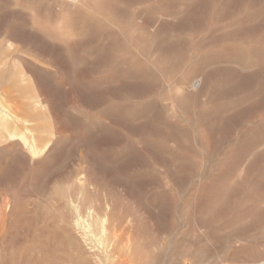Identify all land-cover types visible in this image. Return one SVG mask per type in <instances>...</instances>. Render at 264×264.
Masks as SVG:
<instances>
[{
  "label": "rangeland",
  "instance_id": "374dc122",
  "mask_svg": "<svg viewBox=\"0 0 264 264\" xmlns=\"http://www.w3.org/2000/svg\"><path fill=\"white\" fill-rule=\"evenodd\" d=\"M0 264H264V0H0Z\"/></svg>",
  "mask_w": 264,
  "mask_h": 264
},
{
  "label": "bare ground",
  "instance_id": "6f19581e",
  "mask_svg": "<svg viewBox=\"0 0 264 264\" xmlns=\"http://www.w3.org/2000/svg\"><path fill=\"white\" fill-rule=\"evenodd\" d=\"M1 106L4 108V112H3V114H16V113H14L8 106H6V105H4V104H1ZM8 119H6L5 120V122L6 123H8ZM3 126V125H2ZM4 127V126H3ZM7 132V134H6V137H7V139H13V138H15V137H19V138H21V140H23L24 142H28V140H30V137H29V135L28 134H25V133H23V134H21V135H17V133H15V132H9V131H6ZM44 138H42V136L40 137V139L39 140H43ZM46 146H47V144L45 145V144H43V146L42 147H38L37 146V144H31V150H30V152H31V154L33 155V156H37V155H39L43 150H45L46 149Z\"/></svg>",
  "mask_w": 264,
  "mask_h": 264
}]
</instances>
